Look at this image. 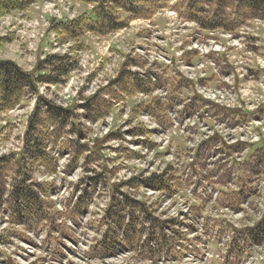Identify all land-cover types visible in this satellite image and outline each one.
Instances as JSON below:
<instances>
[{
    "label": "rangeland",
    "instance_id": "obj_1",
    "mask_svg": "<svg viewBox=\"0 0 264 264\" xmlns=\"http://www.w3.org/2000/svg\"><path fill=\"white\" fill-rule=\"evenodd\" d=\"M189 1L190 0H175L173 3L175 7L173 10L177 13L179 18L187 19L189 13L197 10L201 5L198 0H191L190 3ZM201 3H204V0H201ZM188 4L191 11L187 14L186 10ZM223 5L225 4L223 3ZM201 7L204 8V6ZM213 10L214 7H209L206 10L204 8L199 19L201 21L210 20ZM87 11H89L87 6L74 2L73 0H37L23 12H13L9 15L0 17V61L18 62L21 65L20 67L26 71L33 70L37 63L42 61L47 55H64L70 48H74V45H80V51L71 53L70 57L76 60V67L65 79L66 82L64 83L63 90L64 93H67L65 90L68 89V92L73 95L75 88L81 85L82 89L78 95L81 102L76 100L77 102L72 103L71 106V109L74 111L73 120L75 121L74 123H77L78 130L73 128L75 134L67 135L66 139L75 140L77 139V135L82 134L85 135L87 141L78 140L77 144L72 142V144L68 145L69 148L66 147V149H69L67 152L68 156L65 157L64 161L66 162L67 160L71 163V153L74 151H81L84 149L92 152V150L87 149V147L95 148L98 151L97 155L90 153V158L86 162L85 169L82 161L83 158L89 155V152L82 153V155H80L81 160L78 161V167L74 170H70L67 174L56 173L50 176L39 171L37 173L33 172L34 175H31L33 181L39 183L45 182L52 186L50 191L52 200L50 201H53L54 204L51 203L52 207L50 210L53 209L56 211L57 205L62 206L63 202L65 203V207L62 208V214L64 215L63 219L56 220L58 223L64 221V227L68 230L67 232L72 235L75 243L62 238L56 243L53 241V237L56 236H50L49 242L45 243L44 233L35 234L30 229L26 230L23 227L12 226L7 223L5 215L0 213V264H8V260L14 261L15 264H198L196 261L199 258L194 259L192 257H188V259L183 258L178 263H152L140 260L137 254L124 252L123 250H121L115 258L103 260L90 259L87 255L90 250L88 246L90 247L95 241H98L101 232L104 231V227L98 228L97 221L99 215L103 213L107 206L109 198H111L113 194L110 188L116 189L117 185H121V183L130 180V173L131 175H139L145 170L142 169L143 166L136 167L135 164L137 162L132 163L134 165L130 164V160L126 159V150H132L134 152L140 151L138 146L141 145V140L132 136L133 134L130 135V131L135 129L136 126H139V121L141 120L136 121V118L140 115L141 111L145 110L144 104L148 105L149 102L151 104L153 102L152 100L155 99V97L145 100L138 97L130 98V94H127L128 92L121 94L122 92H119V87L116 90H113V88L116 87L109 88L113 90V93L109 95L104 93L102 99L110 102H121L117 108L111 106L112 108L108 111V114L112 113V121L109 130L104 132L100 130V124H89L83 120V115L87 114L88 116L90 114L82 107H78L80 110L77 109V106L82 105L84 99L90 97L96 84H98L100 89H105L106 86L103 88L100 84L107 81L109 85L113 78L119 73L123 60H125V62H130L132 67H134L133 63L136 66H143L144 64L140 62L138 58L141 49L146 46V43L140 41L142 39L140 36L151 38L148 31L139 30L141 28L137 26L141 25L139 22L131 21L130 25L132 26L128 34L124 31L120 33V36L115 34L110 37L107 36L102 38L87 33L75 40V42L67 41L63 44L60 42L61 38H58L56 35L54 37L53 35L56 42L55 45L52 46L49 33L47 32L48 23L51 21L52 17L56 15L58 18L63 16L68 17V19H75ZM165 16L166 15H164V17ZM216 20L221 21L222 26L220 28L227 33V35L222 36L225 39L222 40V43L226 42L229 48L226 49L217 43V46H213L211 49L213 50V48H216L215 51H217V53H223L224 57L236 66L238 73L243 74L245 81L242 83L244 86L241 88L243 89L241 94H243L242 98L245 99L242 100H246L247 102H249L250 99L256 100L257 98V100H259L264 96V72L259 70L260 67L264 68V21L249 19L233 30L231 27L235 25V21H233L231 16H227L223 10L218 12ZM165 22V19L157 18L152 23L156 26L163 27ZM180 24L186 25L182 21H180ZM241 26L243 27L240 28ZM181 30L182 29L179 28L175 30V33ZM239 33H243V35ZM42 34L43 38H41ZM148 35L150 36L148 37ZM153 39H155V36L152 35L151 40ZM108 45L113 48L116 47V50H111ZM188 55L192 57L193 54ZM102 57L103 59L101 60ZM189 57L185 59L186 64L195 61L192 58L188 59ZM208 69L207 67V70ZM184 70L188 71L187 75L194 73L189 69ZM201 70L202 67L199 65L195 72ZM174 71V68L165 69L166 76L160 81L169 91H173L175 84H178L181 80L178 76L179 74L176 72L173 73ZM254 71L257 72L255 73ZM87 90L88 92H86ZM64 93L62 97L66 96ZM104 96L106 98H104ZM32 100L33 97L28 96L15 109L0 114V157H3L4 153L11 156L10 154L15 153L21 148L24 123L32 108ZM112 103L111 105H113ZM152 104L155 105L156 102ZM136 106H141V109H137L136 112L132 113L133 108ZM152 116L160 124L166 125L167 121L163 113L154 114ZM3 122L6 124L5 127L2 126ZM139 128L140 127L137 129ZM112 133L116 134L115 138L108 139V135ZM99 135H101V137H97ZM91 137L93 139H91ZM92 141V145L94 146L87 145ZM137 141H139V145L136 143ZM178 144L181 149H183L182 142L178 141ZM53 149L63 155L65 148L63 149L59 143L54 146ZM114 149L117 151L115 152ZM263 150L264 143L253 146L248 156L252 155L255 151ZM174 155V152L173 155H171V150H168L165 154V158L169 161L171 156L175 157ZM133 160L135 161V159ZM164 162L165 159H155L154 165ZM263 164L264 159H262V165ZM12 165L13 163H11L10 160L7 166L9 167V172L7 171L4 173L7 175L6 180L4 179L6 191L10 189L11 182L17 177L16 168ZM63 165L62 163V166ZM168 170L170 171V169ZM172 173L173 172L169 173L168 176ZM99 174L103 175L99 177ZM173 184L177 186V188H181L177 180L174 181ZM85 187L87 190L94 187V193L87 206V213L76 217V224H73L70 222L71 218L69 211L75 198H70L71 200L68 198L72 194L78 195L82 193ZM119 190L123 193H126V191L130 193V188L125 185ZM261 192L264 195V183ZM134 194L136 197L142 196L140 190H137V192L134 191ZM153 197L152 199H155V197L156 199L158 198L155 194ZM172 203L171 200L167 203L165 200L162 201L161 199L158 203L156 201L154 209L152 208L154 210V215L163 220L159 212L161 209L162 211L164 209L170 210L173 207ZM261 203L264 205V199ZM256 217L255 215L254 219H256ZM230 219L240 222L239 226L248 225L239 217H233L231 215ZM250 221H253L252 217ZM143 226L144 225H142V227ZM236 246L229 247L228 252H230V258L228 257V260H226L227 264H236L241 260L233 258L232 253L236 249ZM227 248L228 246L226 249ZM239 249L242 251L241 246ZM214 251L222 250L215 247ZM212 260L211 264H223V262L219 260ZM249 263H264V246L255 249L254 255L249 259Z\"/></svg>",
    "mask_w": 264,
    "mask_h": 264
},
{
    "label": "trees",
    "instance_id": "obj_2",
    "mask_svg": "<svg viewBox=\"0 0 264 264\" xmlns=\"http://www.w3.org/2000/svg\"><path fill=\"white\" fill-rule=\"evenodd\" d=\"M37 0H0V17L13 12H23ZM79 4L90 6L89 11L79 15L72 20L50 21L48 32L54 33L60 39L61 44L75 42L84 34H93L97 37H106L116 32L136 19H150L159 10L168 7L170 0H73ZM191 1V0H190ZM189 1V3H190ZM200 2L197 10L189 13L191 8L187 5L188 18L200 23L204 28L221 27V21H217L218 12L223 10L227 16H231L235 22L241 24L249 19L264 21V0H204ZM223 3L225 5H223ZM209 7H214L210 20L201 21V13ZM64 55L50 54L39 61L31 71H25L16 63L11 61H0V114L13 110L20 103L36 93L37 84L60 85L65 82L68 74L76 67V60L71 58V53L80 51V45H74ZM134 64V63H133ZM130 62H125L117 77L113 79L105 89H100L93 96L86 99L82 108L90 115H83L90 122L104 118L110 108V101L102 99L104 93H113L118 87L121 94H133L135 91L148 92L152 86L149 79H140L136 73L129 70ZM116 87V88H113ZM109 88H113L109 89ZM116 92V91H115ZM150 105L148 108H150ZM141 106L134 108L140 109ZM75 110V109H74ZM74 111L54 106L49 101L37 97L34 108L30 113L27 126L22 137V147L18 153L11 156L0 157V213H6L9 224L12 226L30 229L35 234L44 233L45 243L49 242L50 236L58 243L60 239L74 242L72 235L64 227L65 223H58L56 219L62 220V212L51 209V203L42 200L39 195L45 194L48 185L33 181V172L44 171L52 174L56 168V160L46 152L49 142L53 145L60 143L63 149L78 140H84L85 135H77V139L69 140L66 136L75 134L78 130L74 123ZM77 133V132H76ZM116 134L108 135V139L115 138ZM106 139V138H105ZM69 148V147H68ZM64 149L67 153L69 149ZM86 150L74 151L72 159L66 167V172L78 166L80 155ZM95 152V153H94ZM127 159H130V151H127ZM91 154L97 155V149L93 148ZM89 155L83 158L84 169ZM16 168L17 177L11 182L10 189L6 191V173L9 172L8 163ZM3 177V178H2ZM172 177L164 174L152 175L146 179H132L124 183L129 188L147 187L156 190L166 189L169 193L173 191L169 185ZM5 179V180H4ZM4 180V181H3ZM118 186L114 190L107 209L102 219L97 222L98 228L104 227L103 234L98 241L89 247L87 255L90 259H107L116 255L120 247L134 250L139 243L142 250L140 259L148 262H157L161 259L159 253L164 252L165 260L176 258L172 253L173 239L166 237L164 228L172 222L158 223L148 215L142 203L135 202L127 193H120ZM78 189V188H77ZM76 192V191H74ZM94 193V187L83 189L76 196V200L70 209V221L76 224V217L87 212V206ZM117 195V196H116ZM137 213H139L137 215ZM140 216L142 219H140ZM127 218V219H126ZM147 222L148 237L140 242L144 223ZM139 226V229L137 228ZM122 231V236L118 231ZM247 237L252 244L264 241V221L251 230ZM75 243V242H74ZM153 244L154 246H151ZM15 264L8 260V264Z\"/></svg>",
    "mask_w": 264,
    "mask_h": 264
},
{
    "label": "built area",
    "instance_id": "obj_3",
    "mask_svg": "<svg viewBox=\"0 0 264 264\" xmlns=\"http://www.w3.org/2000/svg\"><path fill=\"white\" fill-rule=\"evenodd\" d=\"M172 33H175V30H172L171 31ZM169 32H166L165 34H168ZM147 49H141V53H139L140 57L142 60L144 61H147V62H154V61H157V60H162L164 61V58L161 56V54L157 51H150V49H148V47L146 46ZM210 48H207L205 46L203 47H198V50H201L205 53H207V51L209 50ZM216 48H213V50H215ZM190 71H193L194 69L193 68H188ZM143 74V73H142ZM189 78H193V74H190L188 75ZM64 92V91H63ZM65 93L66 96L64 97V99L68 98L69 97V92H68V89L65 90ZM200 93L203 94V96L205 98H208V99H212L214 100L215 102L219 103V104H223L225 106H233L234 104H236V100H235V96L231 93V91L227 90V91H209V90H206V89H201L200 90ZM221 96V97H220ZM219 97V98H218ZM58 104H61L60 101H58ZM172 117H174L173 114H171ZM144 121H147L149 120L146 116H143L141 117ZM110 119H106V121L108 122ZM196 120H199L198 119V113H196L193 118H190V119H187L186 122L182 127H181V130L180 132L185 134L184 132V129L185 128H193V129H196V123L195 121ZM149 123V122H148ZM95 126V125H94ZM199 127H200V131L201 132H205V135L203 136V138L206 140L208 139L209 135L212 133V131H209L208 128L206 126H204L203 124H199ZM223 127V125H218L216 124L215 125V129L216 130H221ZM100 130H103L104 132L108 130V127H106L105 125H102L100 127ZM241 132V130H239ZM238 131V132H239ZM224 132L230 137V142H234L235 140L231 139L233 138L232 137V133H229L226 129H224ZM187 135V134H186ZM155 136V142L158 144V149H163L164 146L167 145V136L164 134V133H159L157 135H153ZM188 136L192 137L190 139V143L191 145H193L194 143H196L197 141L199 142L200 140H203V138H200L198 135H195V134H189L188 133ZM241 140H243V138H241ZM139 147V146H138ZM217 148V147H215ZM151 152H148L147 149H144L142 150L141 152V156H144L142 159H137L134 161L137 162L135 164L136 167L138 166H143L142 169H145L147 170L146 171V174H148V171H152L153 170V167H154V164H149L148 163V160H150V156H151ZM165 160H167V158H165ZM159 171V169L157 170ZM131 173H130V177H131ZM144 192H145V195L146 196H151V195H154L156 194V192L154 191H151V190H148V189H144ZM190 192V191H189ZM188 192V193H189ZM207 192L211 195V197L215 198L216 194L210 189V188H207ZM191 193V192H190ZM191 197H192V200H194V197L189 194ZM200 195H203L200 193ZM166 203L169 202L168 201H165ZM173 206V207H172ZM171 209L168 210V209H164L167 211V213L163 214V217L165 216H171L173 219H178V220H186L185 217L189 214V207H188V203L186 201V199L184 198H181L179 197L176 202L172 205ZM163 210V211H164ZM162 211V209H161ZM184 230V229H183ZM260 247V246H259ZM246 264H250L249 262H247Z\"/></svg>",
    "mask_w": 264,
    "mask_h": 264
},
{
    "label": "crops",
    "instance_id": "obj_4",
    "mask_svg": "<svg viewBox=\"0 0 264 264\" xmlns=\"http://www.w3.org/2000/svg\"><path fill=\"white\" fill-rule=\"evenodd\" d=\"M115 48H116V47H115ZM16 64H17L18 66H21L20 63H18V62H16Z\"/></svg>",
    "mask_w": 264,
    "mask_h": 264
}]
</instances>
